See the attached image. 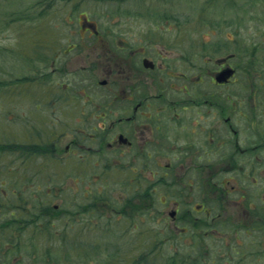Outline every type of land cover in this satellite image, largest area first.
Here are the masks:
<instances>
[{"label": "rangeland", "instance_id": "obj_1", "mask_svg": "<svg viewBox=\"0 0 264 264\" xmlns=\"http://www.w3.org/2000/svg\"><path fill=\"white\" fill-rule=\"evenodd\" d=\"M39 1L0 0V146L36 145L37 141L50 146L56 139V132L51 131L54 130L51 128L53 122L49 120L46 124L44 121L50 116L34 108L33 99L38 98L40 86L31 84L28 98L23 95V77L39 75V58L34 55L37 60H31L29 55L39 54L43 44L90 43L87 38H81V29L89 26L87 23L97 25L101 31L106 27L108 42L115 49L116 44L123 43L122 39L131 46L142 42L160 46L162 40L184 43L179 28L182 26L187 35L185 42L200 44L201 29L208 24L217 28L210 23L218 22L223 13H227L228 18H238L237 28L245 40L256 37L254 28H263L264 23V0H53L54 6L47 9L44 16L46 20L41 17L40 7L28 8ZM20 13L22 18L15 25L13 20ZM36 25L46 27L44 32L34 28ZM40 39L46 40L40 43ZM154 39L156 43L152 42ZM70 54L74 56L77 51ZM102 72V66H93L94 83L103 78ZM77 80L64 77L62 82L68 84ZM222 90L227 91L226 88ZM89 94L93 95L90 99L96 105L102 102L100 94L104 95V91L97 87ZM74 99L69 105L63 104L62 109L73 108L78 103L81 106L87 98ZM10 109L14 113L8 112ZM61 116L55 117L60 120L58 123ZM96 119L94 116L93 124L85 128L88 132L98 123ZM62 121L70 125L61 123L63 136L58 137L60 140L57 139L55 147H46L49 150L46 155L37 152L26 159L23 150L14 153L0 149V201L5 203L3 193H15L14 203L20 204L12 210H8V205L0 206V264H106L114 255L131 257L143 249L150 250L156 239L161 247L156 250L157 255L161 254L156 264L164 260H167L165 264L171 263L169 255L174 253L180 260L183 257L200 259L201 264H264V216L261 217L263 225L259 227L262 232L247 233L244 226L234 221L256 217L253 214L264 215V177L258 174L260 171L250 173L251 164L246 158L235 160L236 167L212 180H223V186L219 184L223 188H217V192L208 191L211 180L207 179L203 195L192 191L179 194L181 185L168 178L167 194L161 195L163 187L158 183V190L151 199H138L133 195L134 188L124 179L120 164L106 163L107 159L118 157L106 158L95 153L90 161H84L67 155L66 146L75 137L74 127L78 126L72 116L64 115ZM35 123L39 125L32 127L35 139H31L27 135L28 128ZM69 130L75 131H72L74 136L66 132ZM221 134L227 137L223 128ZM231 152L234 150L223 147V160ZM163 161L165 165L166 159ZM121 162L129 163L124 159ZM104 165L109 167L107 177ZM150 170L152 174L159 172L157 168L146 169L143 175L151 177ZM157 174L155 179L161 176L160 172ZM233 187L236 190L226 195L225 192ZM240 190L246 193L243 196L245 206L237 203L242 194ZM165 199L162 204L160 200ZM171 199L183 202L184 210L177 215L176 222L168 215L173 208V204L169 205ZM198 204H204L210 213H206L205 208L198 212ZM198 223H202L200 228L196 226ZM171 225L177 229H171ZM17 226L22 230H15ZM12 234L22 237L21 247L7 240Z\"/></svg>", "mask_w": 264, "mask_h": 264}, {"label": "flooded vegetation", "instance_id": "obj_2", "mask_svg": "<svg viewBox=\"0 0 264 264\" xmlns=\"http://www.w3.org/2000/svg\"><path fill=\"white\" fill-rule=\"evenodd\" d=\"M226 15L223 13L218 22L210 23L217 28L208 24L201 29L200 44L185 42L187 35L182 26L179 28L183 32L184 43L162 40L160 46L144 42L131 46L122 39L123 43L116 44L115 49L108 42L106 27L101 31L94 23L93 26L87 23L89 26L81 29V38H87L90 43L40 46L39 54L29 55L31 60L35 56L39 58V75L23 77V95H31V84L40 86L38 98L33 99V103L37 111L41 113L44 110L48 116L54 117L44 120L46 124L49 120L53 122L51 128L54 130L51 131L56 132V139L49 145L55 147L58 137L63 136L61 123L70 125L68 121L63 123L64 115L72 116L78 127H74L76 132L66 131L73 136L72 131L75 132V137L66 146L67 155L84 161H90L96 154L106 158L118 157L107 159L106 163L120 164L124 179L134 188L133 195L145 196V199H151L157 192L158 183L163 187L161 195L167 194L170 189L168 178L181 185L179 194L192 191L203 195L207 179L211 180L208 191L217 192V188H223L220 187L223 180H212L223 172L229 173L237 166L235 160L240 158L249 161L250 173L260 171L258 174L264 177V166H256L264 164V23L263 28H254L256 37L245 40L237 28L238 18ZM72 51H77V54L71 55ZM74 64L78 66L74 67ZM98 65L102 66L103 78L94 83L92 69ZM64 77H76L78 80L65 84L62 82ZM97 87L103 88L104 95L100 94L102 102L95 105L89 92H94ZM106 89H109L107 93ZM80 97L87 98L81 106L78 103L73 108L62 109L63 104L69 105V101L75 102L74 98ZM114 105H118V109ZM8 112L14 113V110ZM58 115H62L60 123L55 118ZM94 116L98 123L88 132L85 128L93 124ZM38 125L29 126L27 135L31 139H35L32 127ZM222 128L227 131L226 138L222 137ZM35 144H21L28 148L23 157L29 159L46 147L38 141ZM33 146L37 148L31 152L30 147ZM223 147L234 150L224 160ZM18 151L21 148L14 153ZM123 159L129 163L121 162ZM164 159L167 161L165 165L162 164ZM103 168H106L107 177L109 167L104 165ZM155 168L161 174L159 179H155L159 172L152 174V170L151 177L143 175L144 170ZM235 190L233 187L225 193ZM240 191L242 194L237 203L245 206L243 196L246 193ZM14 194L3 193L5 203L0 201V206L8 205V210L19 207L20 204H15L12 198ZM160 202L164 204L166 199ZM182 203L173 199L169 202L173 208L168 215L174 222L184 210ZM196 207L198 212L205 208L204 204ZM205 211L210 213L206 208ZM253 215L256 217L234 221L241 226H252L247 233L262 232L259 227L264 215ZM192 217L199 219L195 215ZM172 228L177 229V226L171 225ZM7 240L22 246V237L11 236ZM9 250L3 253L7 254Z\"/></svg>", "mask_w": 264, "mask_h": 264}, {"label": "trees", "instance_id": "obj_3", "mask_svg": "<svg viewBox=\"0 0 264 264\" xmlns=\"http://www.w3.org/2000/svg\"><path fill=\"white\" fill-rule=\"evenodd\" d=\"M16 4H18L17 1H16ZM34 6L35 7H40V9H41V13H40L41 17L44 18V20H46L47 18L44 17V16L46 15L47 9H50L51 6H54V4H53V0H40L36 5H31L28 8H32ZM22 13L24 14V12H22ZM22 13L19 14V17H17L16 19L13 20L15 25H17V22L20 21V18H22L21 17ZM34 28H38L41 32H44L46 27H44L43 25H42V27H39V26L36 25ZM33 34H34V32L32 33V35ZM34 37H35V35H34ZM41 40L45 41L46 39H40L39 40L40 43H42ZM46 147H44V149L42 148L41 150H39V152H41V154H43V155H46L49 152V150H47ZM17 148H21V150H23V154H25L28 151V148L24 147V145H21V144L15 146V147H9L8 145L0 146V149H8L10 152L15 151ZM30 151L32 152L33 148L30 149ZM103 170L106 171V168H103ZM134 196L138 197L137 195H134ZM143 197H145V196L138 197V198L143 199ZM196 226H198L200 228L202 226V223H198ZM247 226L248 225L244 226V228L247 229V230L249 228H250L249 230L252 229V226L249 225L248 226L249 228ZM23 227H25V226H23ZM15 230H22V227L21 226H17L15 228ZM12 236L15 237L13 234H12ZM198 239H200V238H198ZM159 242H160L159 239H158V241L156 239V242H155L154 245H152V248L149 247L150 250L143 249V250L140 251L139 254L135 253L134 256H131V257H129L128 255L127 256L126 255H123V256L114 255L113 257L107 259L106 264H156V262H159L158 259L161 256V254L157 255V253H156V250L161 248V247L158 246ZM190 254L191 253L189 252L188 256L191 258ZM170 257H171V263L169 262L167 264H201L200 259L194 260V259L191 258V260H188L187 257H183L180 260V259L177 258L175 253H174L173 256L169 255V258ZM165 261H167V260L162 261V264H165L164 263Z\"/></svg>", "mask_w": 264, "mask_h": 264}, {"label": "water", "instance_id": "obj_4", "mask_svg": "<svg viewBox=\"0 0 264 264\" xmlns=\"http://www.w3.org/2000/svg\"><path fill=\"white\" fill-rule=\"evenodd\" d=\"M175 214L174 212H172V215Z\"/></svg>", "mask_w": 264, "mask_h": 264}]
</instances>
